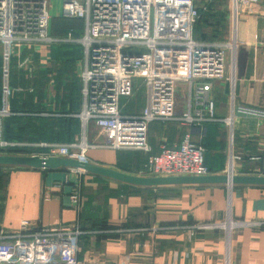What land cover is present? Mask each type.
<instances>
[{
  "label": "crops",
  "instance_id": "obj_1",
  "mask_svg": "<svg viewBox=\"0 0 264 264\" xmlns=\"http://www.w3.org/2000/svg\"><path fill=\"white\" fill-rule=\"evenodd\" d=\"M225 8L222 0L220 4L211 1L204 9L206 17L196 21L192 37L207 42L225 39V35L220 38L219 29L212 30L217 26L216 20H222ZM261 10L258 15H243L236 23L232 99L226 81H211L208 96L213 102L214 119L190 125L175 119L149 121L148 153L158 152L161 144L176 147L187 131L190 141L204 147L206 174L225 173L229 152L239 156L231 161L233 174H261L264 166V0H261ZM50 20L52 36H63L70 30L72 36L78 37L82 32L81 20L56 17ZM64 25L72 28H63L58 34L59 27ZM62 43L21 46L13 52L14 62L19 57L27 59L38 70L31 75L15 73L14 77V72L10 76L6 71L7 83L16 87L11 94L12 114L3 119V129L4 125H15L18 115L46 116L49 122L36 138L8 139L25 147L13 153L43 155L50 143L68 142L83 132L74 115L81 105L77 73L69 75L62 65L67 60L60 55L55 57L52 52ZM78 46L81 51L76 63L80 71L82 49ZM2 76L0 72V90ZM138 90L140 109H135L131 97L128 101L120 97L121 114L140 112L144 88L139 79L133 78L131 92ZM11 116L14 120L9 122ZM227 116L231 119L230 127L223 120ZM84 135L89 142L101 138L92 124L84 128ZM148 153L129 147L94 146L88 147L85 155L87 162L96 166L137 176H161L145 172ZM76 184L80 199L73 208L69 192ZM44 191L49 195L47 199H43ZM226 211L233 218L264 220V185H227L221 181L143 185L90 170L77 176L67 166L0 164V230L15 231L20 219L28 220L33 229L75 224L82 231L76 241V264H224L226 237L222 230L205 229L189 234L185 226L223 218ZM228 253L230 264H264V224L233 229L228 238Z\"/></svg>",
  "mask_w": 264,
  "mask_h": 264
},
{
  "label": "built area",
  "instance_id": "obj_2",
  "mask_svg": "<svg viewBox=\"0 0 264 264\" xmlns=\"http://www.w3.org/2000/svg\"><path fill=\"white\" fill-rule=\"evenodd\" d=\"M231 9L230 27L238 15H258L261 0H228ZM48 0H0V47L3 63L0 90V148L17 145L2 136V121L12 114L9 100L15 88L5 79L7 62L21 46H49L71 42L81 46L82 67L80 109L77 114L82 134L68 142L50 143L46 155L66 156L86 162L88 147L135 148L144 152L147 124L151 120L175 119L184 124H199L212 120L213 102L208 96L211 81H226L232 99L234 84V41H198L192 30L199 12L194 0H60V12L55 17L82 21L80 36L70 30L63 36L49 31ZM232 31V30H231ZM133 49V51H131ZM19 66L29 74L27 59ZM139 79L144 88V104L138 114H121L120 97L129 98L131 80ZM183 83L184 103L176 111L175 91ZM182 86V85H181ZM230 127V116L223 118ZM88 124L101 138L87 141L84 128ZM231 139V131L228 132ZM204 147L183 133L176 147L160 145L148 153L144 170L152 175H204L208 169L203 160ZM231 155L224 168L230 176ZM77 176L86 170L68 167ZM264 175V166L260 172ZM229 185V184H227ZM43 192V199L48 198ZM80 192L73 186L69 202L79 204ZM261 219L233 218L229 211L223 218L195 221L186 225L193 234L198 230L220 229L226 237L224 264H230L228 238L239 227H259ZM81 230L75 224L33 229L26 219H20L15 231L0 230V264H76V241Z\"/></svg>",
  "mask_w": 264,
  "mask_h": 264
},
{
  "label": "water",
  "instance_id": "obj_3",
  "mask_svg": "<svg viewBox=\"0 0 264 264\" xmlns=\"http://www.w3.org/2000/svg\"><path fill=\"white\" fill-rule=\"evenodd\" d=\"M0 164L5 165H25L30 167L54 168L57 166L73 167L78 166L83 169L100 172L124 182L154 185L164 183H204V182H225L231 183H251L264 185L263 174H233L227 176L222 174L204 175H161V176H137L114 169L100 167L89 162H81L72 157L40 154H17L0 153Z\"/></svg>",
  "mask_w": 264,
  "mask_h": 264
},
{
  "label": "rangeland",
  "instance_id": "obj_4",
  "mask_svg": "<svg viewBox=\"0 0 264 264\" xmlns=\"http://www.w3.org/2000/svg\"><path fill=\"white\" fill-rule=\"evenodd\" d=\"M213 0H194V4L199 12V10L201 11V14L199 13L200 17H199V20L200 21L203 18L206 17V13L204 12V9L206 10L207 9V5ZM218 4H220V0H216ZM228 0H222V5H224L226 8H225V12L224 14L222 15L223 18L222 20H216V24L217 26H213V29L212 30H218L220 32V35L222 38L223 35H225V39H230L231 40L234 38L233 35V31H235V27H236V23L238 22V20L240 19V17H242L243 15L240 14L237 16L236 19H233V23L230 27V22H231V19H230V15H231V9L229 7V4H228ZM48 14L50 17H55L56 13L60 12V0H48ZM218 17V16H217ZM56 18H61V17H56ZM220 19V18H219ZM56 21H58L57 19H55ZM51 21L50 20V25H51ZM65 23H67V21L65 20L64 21ZM73 24H75L73 22ZM49 25V26H50ZM68 27H71V25H64V26H60V30H58V34L61 33L64 29L63 28H68ZM224 27V28H223ZM51 28V26H50ZM227 29V31H226ZM232 30V31H231ZM50 31V29H49ZM218 32V33H219ZM226 32V33H225ZM225 39H223L222 41H225ZM207 40V39H206ZM203 41V40H201ZM234 43H235V40H233ZM207 42V41H206ZM211 42H214V41H211ZM217 42H220V41H217ZM60 45H65V46H60ZM58 45L57 49H54V51L52 50V52L55 53V57H59V55L64 58L65 62L62 61V65H64V69L66 71V68L68 70V74L69 75H75L74 71L77 73V76L75 75L76 77V80L78 81V74H79V69L77 67V64L76 63V58L80 55V48H79V44H75V43H71V42H64L62 44ZM235 46H236V43H235ZM131 51H133V49H131ZM13 55L10 56L9 60H8V64H7V71H8V74L11 76L12 72L13 73V77L15 75V73H19L23 76L24 73H27V70L25 69V67L23 66H19V62L22 60L20 59V57L18 58V61L16 62L17 59H15V62L12 60V57ZM17 58V57H16ZM32 58V60H31ZM58 59V58H57ZM30 60L33 62V57L31 56L30 57ZM60 62V61H59ZM3 63L4 61L2 60V54H1V47H0V72H2V69H3ZM60 64V65H59ZM57 64V66L59 65V67H61V62ZM31 66V62L28 60V64H27V67ZM32 67V66H31ZM33 71H31L29 73V75L32 74V72H36L38 69L36 67H33L32 69ZM25 78H28V76H26ZM8 85H10L12 88H15L16 86L15 85H12L11 83L9 84V81H8ZM182 85V86H181ZM183 83H180L179 86L176 88V91H175V98H176V109L180 108V106L182 105V103H184V93H183ZM18 86V85H17ZM137 92V93H136ZM136 92H133L131 94V98H130V101L131 103H135V109H140V105H141V101H140V96L139 94L140 93V90L136 91ZM20 93V92H19ZM15 94V92H14ZM129 98L127 99V101L129 100ZM34 111H38V109L34 110ZM22 138H26L25 135H22L21 136ZM23 150L25 149V147H23V145H15V146H10V147H6V148H0V153H13V152H18L20 150Z\"/></svg>",
  "mask_w": 264,
  "mask_h": 264
},
{
  "label": "trees",
  "instance_id": "obj_5",
  "mask_svg": "<svg viewBox=\"0 0 264 264\" xmlns=\"http://www.w3.org/2000/svg\"><path fill=\"white\" fill-rule=\"evenodd\" d=\"M199 13L201 14L200 10H199ZM199 17L196 20L197 22L199 20ZM11 100L12 99L10 98L9 105L11 104ZM15 117L16 119H18L15 125H10V126L4 125V129L2 125V136L6 139L22 138L21 137L22 135H25L26 138H31V137L36 138L38 137V135H41V131L43 132V129L47 127V124L49 123L48 120L46 119V116L18 115ZM13 120L14 119L12 118V116L11 118L9 117V122Z\"/></svg>",
  "mask_w": 264,
  "mask_h": 264
},
{
  "label": "bare ground",
  "instance_id": "obj_6",
  "mask_svg": "<svg viewBox=\"0 0 264 264\" xmlns=\"http://www.w3.org/2000/svg\"><path fill=\"white\" fill-rule=\"evenodd\" d=\"M233 33H234V31H233ZM234 40V38L232 39V41Z\"/></svg>",
  "mask_w": 264,
  "mask_h": 264
}]
</instances>
